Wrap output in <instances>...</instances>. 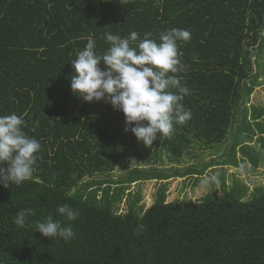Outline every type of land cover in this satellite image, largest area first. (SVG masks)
Returning <instances> with one entry per match:
<instances>
[{
	"label": "trees",
	"instance_id": "16d2710c",
	"mask_svg": "<svg viewBox=\"0 0 264 264\" xmlns=\"http://www.w3.org/2000/svg\"><path fill=\"white\" fill-rule=\"evenodd\" d=\"M171 28L190 33L179 42L185 71L176 75L188 89L180 103L191 117L175 124L169 139L146 146L125 131L122 111L72 92L70 60L89 37L102 55L110 46L106 33L125 38L135 31L138 39L152 33L159 42ZM263 46L264 0H0V116H20L23 130L41 144L30 179L0 185V264H264V186L244 200L222 179V197L168 202L165 182L149 207L135 193L126 199L128 210L119 211L129 186L150 175L133 160L153 167L166 151L180 162L196 141L208 148L232 137L225 164L238 166L241 145L256 169L259 158L242 138L253 137L256 127L264 142V106H248ZM119 166L130 170L115 180ZM193 174L201 172H186ZM61 204L79 217L66 221L56 211ZM22 209L33 214L19 227L13 217ZM49 215L71 223L75 238L36 231L35 222Z\"/></svg>",
	"mask_w": 264,
	"mask_h": 264
},
{
	"label": "clouds",
	"instance_id": "9594fccd",
	"mask_svg": "<svg viewBox=\"0 0 264 264\" xmlns=\"http://www.w3.org/2000/svg\"><path fill=\"white\" fill-rule=\"evenodd\" d=\"M151 36L152 33H145L143 39H138V33L133 31L121 38L106 33L110 46L102 55L96 53V42L89 37L85 47L76 52V58L70 60L75 73L70 81L72 92L83 101L103 100L122 111L125 131H131L146 146L153 145L157 139H169L174 125H182L191 117L190 111L180 103L188 89L176 75L185 71L179 42L189 40L190 33L171 28L160 33L159 42ZM23 129L24 121L17 114L0 116V165L8 164L6 168L0 166V185L5 188L10 184L21 186L35 170L41 144ZM215 179V176L205 177L202 183ZM56 211L69 222L79 217L78 210L68 204L59 205ZM32 214L31 209H22L13 222L24 227ZM34 226L44 237L69 241L76 235L71 223L62 226L52 215ZM143 227L139 225L134 231L138 234Z\"/></svg>",
	"mask_w": 264,
	"mask_h": 264
},
{
	"label": "rangeland",
	"instance_id": "374dc122",
	"mask_svg": "<svg viewBox=\"0 0 264 264\" xmlns=\"http://www.w3.org/2000/svg\"><path fill=\"white\" fill-rule=\"evenodd\" d=\"M254 58H256V56H254ZM258 60L260 67L255 66V68L259 71L260 77L258 79V85L251 95L248 106H264V46L262 55L258 57ZM254 130H256V134L253 137L249 138L245 135L246 133H243L244 137L242 140L243 143L248 144L247 146H249L251 151L259 158V164L255 170L253 169L254 165L250 157L244 155L241 151V145L237 147L236 150L238 166L225 164V162L231 159L229 154L231 151L230 144L234 140L232 137H229L230 144L228 145L222 143L208 148L202 147V145L196 141L186 150L180 162L178 160L177 162L172 161L168 152L165 150V152L162 153V162L153 165V167L148 165L147 162H137L133 160L131 164L132 167L146 168L150 175L129 186V190H127L124 195V200L120 205L119 211L126 212L128 210L126 199L129 200L130 194L134 195L135 193H139L141 197L138 204L144 205L146 208L149 207L155 202L157 192L160 186L165 184V182L167 186L168 202L185 199L203 200L208 196L222 197L225 192L222 179L225 180L226 190L228 191L230 189V193H234V195L239 194L240 196L245 195L243 198L244 200L253 198L256 188L264 186V142L259 138L260 132L258 128L254 127ZM257 131L259 133H257ZM232 135L234 134L232 133L230 136ZM243 160H245L246 164ZM129 170L130 169H127L125 166H119L111 173V176L115 180H120L122 177L128 175ZM188 170L200 171L201 174H193L189 177V175H186ZM159 172L177 174L178 176H173L164 181H161L159 178H153L158 177L157 173ZM212 176L216 177L215 181H210L208 184L202 183L203 178ZM103 178L104 176L98 177V179ZM89 179L88 177L86 178V180ZM85 181L80 182L78 187Z\"/></svg>",
	"mask_w": 264,
	"mask_h": 264
}]
</instances>
